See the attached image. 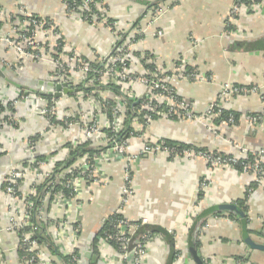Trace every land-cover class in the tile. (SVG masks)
Wrapping results in <instances>:
<instances>
[{"label": "crops", "instance_id": "0c3cea01", "mask_svg": "<svg viewBox=\"0 0 264 264\" xmlns=\"http://www.w3.org/2000/svg\"><path fill=\"white\" fill-rule=\"evenodd\" d=\"M92 2L99 15L121 24V29L110 31L101 18L90 21L78 12H67L65 0H0V70L3 73L0 76L3 107L0 118H6L7 111L24 118V121L17 118L14 126L1 128L0 186L10 163L19 165L26 139L44 125L41 118L28 116L31 101L10 107L4 99L9 102L18 92H28L32 88L39 92V87H53L44 80L51 72V64L20 57L5 40L14 36L12 26L19 16H36L54 25L65 42V54L76 52L87 61H99L112 49L113 38L118 35L119 43L125 44L132 54L129 67H125L130 74L151 70L139 61L142 55H149L152 69L156 68L166 76L179 97L200 115L210 103L218 100L221 84L247 89L243 94H234L223 104L224 110L238 113L234 123L214 117L202 122L157 116L147 122L141 114L131 122L138 134L126 140L127 153H136L148 142L161 138L236 157L261 155L264 162V2L245 5L234 17L229 15L234 0ZM153 3L165 11L156 12V6H150ZM156 31L161 34L153 35ZM68 49L73 51L67 52ZM184 58L187 60L184 69L187 73L195 71L196 80L187 77L179 67ZM18 63L22 70L20 77ZM74 83L69 80L63 84L71 89ZM120 88L122 96L119 97L123 102L127 99L126 93L136 95L146 91V88L129 82L121 84ZM72 93H63L56 98L61 103L62 114L75 116L69 137L68 132L65 136L61 132V142L49 135L38 138L35 143L37 154L52 155L59 160L57 163L75 148L70 141L78 138L81 129L78 101L86 111L90 107L91 115L103 123L107 113L100 100L104 102L107 98L117 97L109 89L101 90L97 95ZM140 99L128 98L134 102ZM247 114H261L262 119L257 124L250 123L245 118ZM90 146H93L92 142L87 145ZM260 150L262 152L258 154ZM81 158L62 170L75 166ZM127 161L126 157L118 156L102 161L98 172L100 181L86 180L81 184L77 212L82 222L80 249L85 264L118 263L112 258L106 261L100 257L97 244L100 234L97 232L119 206ZM129 163L134 193L121 215L129 220L145 217L148 226L163 230L162 234L156 232L151 240L145 264H197L195 258L203 264H264V251L249 246L245 240L247 237L254 243H264V179L254 185L251 172L212 166L202 156L176 157L155 152ZM28 185L29 182L24 180L25 188ZM239 200H243L246 210L237 205ZM226 203L236 204L244 212V218L219 208ZM7 206V197L0 194V264H21L18 236L6 230L10 220ZM47 211L57 213L62 210L55 209L49 201ZM37 225L42 228L43 236L52 232L48 227L45 230L41 220ZM103 250L106 258L112 257L110 247ZM88 252L96 257L94 263L92 257L86 256ZM46 253L52 259L56 250L50 248ZM53 262L64 264L60 258Z\"/></svg>", "mask_w": 264, "mask_h": 264}, {"label": "built area", "instance_id": "2783aa9c", "mask_svg": "<svg viewBox=\"0 0 264 264\" xmlns=\"http://www.w3.org/2000/svg\"><path fill=\"white\" fill-rule=\"evenodd\" d=\"M79 1L80 5H75L76 2L71 4L65 2L67 12H78L81 17L90 21L101 18L110 31L121 29V24L110 22L105 16L99 15V10L93 14H88L92 0ZM258 2L262 3L264 0H234L229 15L234 17L245 5H253ZM155 11L164 12L165 9L156 6ZM12 31L14 36L5 38L8 45L22 58L51 64V72L44 80L53 83V87L48 89L39 87V92L33 88L28 92H18L17 97L10 100L11 103L4 99L10 107L27 100L31 101L28 116L39 117L44 124L40 131L26 139V148L22 159L18 161L19 165L10 163L5 172L3 183L0 186V194L7 197V209L10 214L6 230L18 236L17 249L22 252L20 257L21 264H56L53 260H57V258H60L64 264H85L82 249H80L82 222L77 212L80 206L78 192L81 184H83L82 182H86V180L99 182L101 176L98 172L101 169V162H106L116 156L126 157L128 160L126 167L123 169L120 203L109 220V228L103 230L99 235L97 244L101 251L100 257L106 261L112 258L114 263L118 262L117 264H145L148 257L149 244L157 235L148 229L140 231L142 226L148 224L147 218L129 220L121 215L125 205L130 201L134 193L131 184L129 161L135 162L142 155L155 152H164L169 156L176 157L202 156L212 166L233 169L239 166L241 168L240 171L251 172L254 182L257 184L264 179V162L261 155H256V157L249 160L247 157H236L202 149L183 148L175 150L165 146L163 141L160 140L161 138L148 142L136 153H127L126 138H122L123 140L120 136L116 138L121 132L120 123L125 112V104L119 96L113 98L115 104L112 107L111 117L106 116L103 123H99L97 116L91 115L90 107L86 111L80 100L78 101L79 112L82 117V120L78 121L81 129L79 134H77L79 135L78 138L71 139L70 144L76 147L90 140L93 146H99H95L98 154L94 156L85 155L75 166L67 167L54 174L52 168L59 160L52 155L37 154L35 143L38 138H44L49 135L53 136L56 142H61V132L63 136L68 132L69 137L71 127L75 124V116L64 112L63 114L61 113V103L56 99L58 97L53 96V93L56 92L54 86L67 83L69 80L75 81L76 83L71 86L72 94L84 95L79 86L87 87L95 82V80L88 78L91 66L89 61L82 59L76 52H72L73 50L71 49H68L67 52L72 53L65 54L64 43L59 30L44 19L36 16L18 19L12 26ZM158 34H161V31L153 32V35ZM119 42V36H114L112 49L98 61L103 65V71L99 73L96 82L107 84L110 81L116 85L129 82L146 88L143 94L137 92L136 95L131 93H126L125 95L127 99L130 97L133 99L141 98L136 101V103L140 102V105L137 109L138 116L135 117V120L141 116L140 113L143 111L142 114L147 122L152 120V115L162 118L177 117L180 120L196 119L198 121L202 120V122L210 121L213 117L229 123L236 121L232 113L223 115V111H225L223 104L234 94L239 95L246 92L247 89L245 87L234 86L229 83L221 84L218 100L210 103L204 114H197L185 100L179 97L176 90L169 84L167 77L160 74L158 69L154 68L142 74H130L125 67L129 64V58L132 54L128 51L125 44L123 45ZM186 62L185 58L181 59L179 67L187 77L196 80L198 75L195 71L187 73L184 69ZM40 93H44V95L40 96ZM61 95H64L63 92H61ZM88 103L91 106L93 102L90 100ZM5 115H7L6 118H0V134L2 133L1 128L14 126L18 118L8 111ZM86 117L88 119H85ZM245 118L248 122L257 124L261 121L262 116L261 114H247ZM261 152L262 150L258 154ZM24 180L29 182L27 188L24 186ZM44 181L48 185L54 183L62 185L68 190V193L66 194L62 190L50 193L48 190L41 197V204H35V199L39 196V185ZM20 200L22 207L16 209L14 205L16 201ZM49 201L55 209H61L62 211L57 213L47 211ZM69 206L70 209L67 210ZM37 220H41L45 230L48 227L52 231L50 234L44 235L45 240L42 241L37 235L38 226L34 222H37ZM104 247L111 248L112 257L108 255V258H106ZM50 248L56 250L52 259L46 253Z\"/></svg>", "mask_w": 264, "mask_h": 264}, {"label": "trees", "instance_id": "16d2710c", "mask_svg": "<svg viewBox=\"0 0 264 264\" xmlns=\"http://www.w3.org/2000/svg\"><path fill=\"white\" fill-rule=\"evenodd\" d=\"M65 2H67L68 4L76 2L75 5H80L79 0H65ZM156 5H157V3H153L150 6H156ZM95 9H96V7H95L94 3L93 2L90 3V10L88 11V14L95 13L96 12ZM85 14H87V13H85ZM23 18H24V16H19V19H23ZM150 59H151V57L149 55H145V56L141 57L139 59V61H141L146 68L152 69L153 64H152V61ZM89 63L91 66V70L88 73V78L95 80V82L92 83L91 85L87 86V87H83L81 85L79 86L81 88V91L84 93V95H87L90 93H95L93 95H97L99 91L104 90V89H107V90L109 89L115 95L122 96L120 85L112 84L110 81L104 85L96 82L97 78L99 77V73L103 71V65L98 61H89ZM127 66L129 67V65H127ZM100 101L102 103H104L102 105L104 106L105 112L107 113V117H111L112 107H114V104H115L114 99L113 98H107L104 100V102L102 101V99ZM124 103H125V112L123 114V120L120 123L121 124V132L119 133V135L116 136V138L120 136L121 139L125 137L127 140L129 137L138 134V132L134 131V129L132 128L131 122L135 119V117L138 116L137 109L140 105V102L136 103V101L134 102L133 100L124 99ZM2 110H3L2 103H0V114H1ZM229 112H231V111L225 110V111H223V115L225 116L226 114H229ZM142 113H143V111H142ZM142 113H140V114H142ZM231 113L234 114V117L236 119H238V113H236V112H231ZM152 117H155V115H152ZM174 118H176V117H174ZM107 131H109V130H107ZM109 133L111 134V132H109ZM161 141H163L165 146H168L170 148H174L175 150H181L183 148H192L193 150H199L200 149V148H195L193 146H190L189 144L176 142V141H170L168 139H161ZM89 142H91V141L89 140L88 142L83 143V144H79L74 149H71L70 152L68 153L67 157L65 159H63L62 161H60L59 163H57L56 168L53 170L54 174L59 173L66 166L71 165L79 157H83L85 155L94 156V155L98 154V150H97V148H95V146H97V145H94L92 147H87ZM67 145H69V144H67ZM97 147H99V146H97ZM252 158H253V156L249 155L248 159L250 160ZM263 166H264V164H263ZM235 169L238 171L241 170V168L239 166H236ZM254 185H257V183L254 182ZM250 188L252 189V187H250ZM48 190L50 193L57 192L59 190H62L66 194L68 193V190L65 187H63L62 185H57L55 183L52 185H48L44 181L43 183H41L39 185V188H38L39 196L36 197L35 204H41V197ZM237 205L239 207H241L243 210H246V208L243 206L244 205L243 200L237 201ZM113 215L114 214H112L108 217V220L105 223L106 225L104 224L102 226V228L97 232V234H101V232L103 230H107L109 228V226H108L109 220ZM230 216H232V214ZM34 222H35L36 226H38L37 222L36 221H34ZM40 229L42 230V228H39V226H38V228H37L38 231L37 230L36 231H37L38 238L42 241L45 239H44V237L42 235V231ZM146 229H148L154 233L157 232V233L162 234V232H163V230L160 228H157L158 229L157 230L156 227H152V226H148V225L142 226L140 231H144ZM21 255H22V252L20 251V257H21Z\"/></svg>", "mask_w": 264, "mask_h": 264}, {"label": "water", "instance_id": "95a60500", "mask_svg": "<svg viewBox=\"0 0 264 264\" xmlns=\"http://www.w3.org/2000/svg\"><path fill=\"white\" fill-rule=\"evenodd\" d=\"M3 73H1V70H0V76H2ZM47 85L49 86H53V83L49 82ZM65 86V87H64ZM55 89H56V92L53 93V96L54 97H58L61 95V92L59 90H62L63 93H71L72 90L67 88L65 84H63V86H61L60 84H56L55 85ZM219 208L221 210H224L226 212H230V213H233V214H236L238 215L239 218H244V212L236 205V204H231V203H226V204H221L219 206ZM247 244L255 249H258V250H261V251H264V243H254L252 241H250L247 237L245 238ZM192 254H194V252H192ZM86 256L88 257H92L91 258V262L94 263L95 262V256H91L90 252H88L86 254ZM195 257V255H194ZM196 259V262L197 264H203L198 258H195Z\"/></svg>", "mask_w": 264, "mask_h": 264}, {"label": "rangeland", "instance_id": "374dc122", "mask_svg": "<svg viewBox=\"0 0 264 264\" xmlns=\"http://www.w3.org/2000/svg\"><path fill=\"white\" fill-rule=\"evenodd\" d=\"M61 43V42H60ZM63 43H65V42H63ZM18 54V53H17ZM36 62H39V61H36ZM4 63V62H3ZM5 65V64H4ZM16 67H17V69H18V71H17V74H18V76L20 77L21 75H22V70H21V64H16ZM14 69H16V68H14ZM18 118H20V119H22L23 121H24V118H22V116L20 117L19 115H16ZM1 139H3V132L0 134V141H1ZM262 182V181H261ZM14 207L16 208V209H18L19 207H22L21 206V200L20 201H16V203H15V205H14ZM240 264H243V263H241L240 262Z\"/></svg>", "mask_w": 264, "mask_h": 264}]
</instances>
